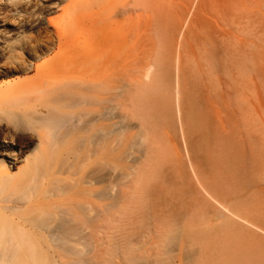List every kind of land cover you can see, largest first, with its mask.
Instances as JSON below:
<instances>
[{"label": "bare ground", "instance_id": "1", "mask_svg": "<svg viewBox=\"0 0 264 264\" xmlns=\"http://www.w3.org/2000/svg\"><path fill=\"white\" fill-rule=\"evenodd\" d=\"M226 1L207 0L206 4L222 14ZM168 2L171 4L166 5ZM174 5V0H0V78L37 71L42 94L29 108L12 112L9 119L0 118V264H52L53 242L80 244L95 238L104 227L111 228V251L124 263L131 259L134 239L128 217L136 202L132 198L137 184L147 174L151 176L155 168L153 176L159 183L166 181L172 164L178 174L181 169L149 132L151 114L156 122L170 115L168 98L163 101L156 93L155 98L153 92L148 96L143 89L138 93L142 72L131 79L125 74L124 79H129L116 86L114 70L127 61L126 51L137 50L140 54L134 53L139 58L146 54L148 40L146 32H141L144 18L149 13L154 20L156 15L166 16ZM61 12L65 16L59 14L61 20L54 17ZM113 24L122 32L112 33ZM76 25L87 33L85 39L82 37L84 42L80 43L72 32L71 27ZM157 25L154 31L159 33L161 24L159 28ZM134 27L142 29L136 37L130 36ZM58 47L71 52L55 66L57 58L51 55ZM129 101L142 109L139 140L144 148L138 167L117 187L116 197L99 209L96 193L103 176L98 173L104 171L111 182L116 176V163L136 159L129 154L135 139L128 141L122 133ZM117 110L122 112L119 123L114 122ZM219 157L213 162L214 167L223 168L218 177L203 178L202 183L210 194L225 197L229 196L224 188L226 181L235 178L224 176V154ZM224 177L228 178L225 182ZM184 191L192 197L191 187ZM186 203L196 205L203 218L213 211L219 213V219L224 218L223 212L195 197L182 203L183 215L191 210ZM153 206L157 215V206ZM226 225L232 226L228 221ZM222 233L217 231L213 236L214 247L223 245ZM239 233L245 239L246 234Z\"/></svg>", "mask_w": 264, "mask_h": 264}, {"label": "rangeland", "instance_id": "2", "mask_svg": "<svg viewBox=\"0 0 264 264\" xmlns=\"http://www.w3.org/2000/svg\"><path fill=\"white\" fill-rule=\"evenodd\" d=\"M174 1L168 15H161V18L156 15L154 20L149 13L141 22L143 30L136 28L137 25L133 28L132 35L129 34L132 37L139 35L140 30L146 32V54L139 58L137 50L124 52L127 61L114 70L116 78L113 81L118 86L129 79H124L125 74L131 79L142 72L137 92L143 89L148 96L153 92L155 98L158 94L163 101L168 98L170 115L156 122L151 114L153 124L149 132L160 146L162 143L165 154L168 151L172 160H176L181 172L178 174L172 164L166 181L159 183L153 176L155 168L151 176L147 174L137 184L136 196L132 198L136 202L128 217L134 239L131 245L134 251L128 262H122L111 251V228L104 227L95 238L80 244L53 242L52 264L54 261L55 264H214V260L215 264H264L263 1L227 0L222 14L211 10L207 0ZM61 13L54 17L61 20L65 17ZM160 24L157 33L154 27L159 28ZM71 29L76 39L84 42L86 31L77 25ZM113 31L114 34L122 32L115 24ZM63 48H56L58 52L51 55L57 58L55 66L60 58L64 61L68 58L65 56L70 55L71 50ZM122 53L121 56L125 55ZM142 67L144 69L139 72ZM37 76V71H32L0 78V118L9 119L12 112L29 108L41 98ZM117 76L121 77V82ZM128 111L122 133L128 141L135 139L129 154L136 159L116 163V176L111 182L106 180L104 171L98 173L103 176L96 193L99 209L109 198L116 197L117 187L138 167L142 155L144 146L139 140L142 109L138 103L134 106L129 101ZM122 120V112L117 110L114 122ZM223 154L224 176L235 179L226 181L228 178L224 177L227 182L224 188L229 196L221 197L215 192L213 196L204 188L203 178L218 177L223 168L221 165L214 167L213 162ZM234 174L237 176L233 177ZM162 187L164 192L160 193ZM186 187L193 189L192 197L206 200L223 212L224 218L219 219L215 211L203 218L196 205L187 203L191 210L183 215L182 203L192 199L185 195ZM232 190L237 193L233 194ZM153 203L157 206V215ZM226 221L232 226L228 227ZM215 229L219 234L224 232V243L218 247L213 244ZM239 232L250 238H241L243 235Z\"/></svg>", "mask_w": 264, "mask_h": 264}]
</instances>
